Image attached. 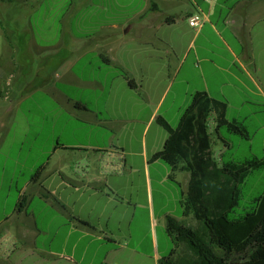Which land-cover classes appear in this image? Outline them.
<instances>
[{
  "label": "crops",
  "instance_id": "1",
  "mask_svg": "<svg viewBox=\"0 0 264 264\" xmlns=\"http://www.w3.org/2000/svg\"><path fill=\"white\" fill-rule=\"evenodd\" d=\"M69 3L64 13L61 0L49 5L45 21L61 29L50 47L30 45L34 6L19 16L18 41L1 25L12 62L9 76L0 72V152L11 134L24 139L17 153L4 149L0 182L12 165L10 192L25 185L0 219V264H160L173 249L167 219H184L191 176L179 171L173 182L153 160L169 138L157 118L177 127L192 98L208 93L250 131L243 158L264 159V0ZM195 13L201 28L189 24ZM37 93L36 122L24 108Z\"/></svg>",
  "mask_w": 264,
  "mask_h": 264
},
{
  "label": "trees",
  "instance_id": "2",
  "mask_svg": "<svg viewBox=\"0 0 264 264\" xmlns=\"http://www.w3.org/2000/svg\"><path fill=\"white\" fill-rule=\"evenodd\" d=\"M227 111L226 102L197 93L177 127L162 116L156 120L169 138L153 160L170 167L173 182L179 171L191 176L181 201L184 219H167L173 249L160 264H264V191L249 200L245 191L248 178L264 171V159L225 160V152L216 157L217 142L230 149L232 135L251 139L247 126L229 119ZM26 207L22 196L16 213L22 214Z\"/></svg>",
  "mask_w": 264,
  "mask_h": 264
},
{
  "label": "rangeland",
  "instance_id": "3",
  "mask_svg": "<svg viewBox=\"0 0 264 264\" xmlns=\"http://www.w3.org/2000/svg\"><path fill=\"white\" fill-rule=\"evenodd\" d=\"M52 1L55 0H15L14 5L2 3L0 0V72L9 74L11 70V59L7 54V38H10L12 42L18 41L19 38V27L21 23L19 22V16L23 13L24 9L28 7L31 9L33 7V11L31 12V21L28 23L30 26V45L34 48H46L50 47L54 44H57L61 40L60 35V26L57 21H45V17L47 16V10L50 8V4ZM62 1V9L64 13L66 10L70 8L69 1L70 0H61ZM25 7H22L23 5ZM1 25H4V30L8 32L6 33L2 30ZM43 54L39 51H36L35 55H33L34 59L32 64L37 67L38 65L42 64V60H40ZM32 59V58H31ZM9 76V75H8ZM1 86V85H0ZM2 88V87H0ZM31 109V112L28 113V110ZM44 110V100L42 98V94L37 93L31 98V102L26 103L24 111L30 117L33 118L36 122L40 120V116H42ZM41 124V123H40ZM39 124L35 123V127H38ZM44 136L42 137L41 143L44 141ZM12 138L14 142L12 141ZM231 140L234 142V149L228 152L225 160L230 159L234 156L235 159H243L245 153H248V145L244 144L245 140L241 139L240 136L232 135ZM24 136L22 134H11L10 138L8 137L9 141L6 143V146L3 147V152H0V163L5 159V152L4 149L8 147L13 148L14 154L18 152L21 148ZM6 141V142H7ZM25 143V151L29 145L28 142ZM242 143V144H241ZM258 144L255 145V152L261 154V149L258 148ZM225 150L224 144L221 142H217L214 147V151L216 154H220L221 151ZM233 155V156H232ZM14 157V155H13ZM2 169L0 164V170ZM12 173V165L9 166L8 174L5 179V182H0V219L6 214L13 210L16 206L19 191L17 190V185H19L20 190L25 185V179H22L20 182L15 183V189L13 192H10V177ZM2 184V185H1ZM246 196L247 200L259 196L264 191V171L255 172L252 174L246 184ZM42 204L38 199L32 205V209H38L39 206Z\"/></svg>",
  "mask_w": 264,
  "mask_h": 264
},
{
  "label": "built area",
  "instance_id": "4",
  "mask_svg": "<svg viewBox=\"0 0 264 264\" xmlns=\"http://www.w3.org/2000/svg\"><path fill=\"white\" fill-rule=\"evenodd\" d=\"M189 24L193 28H201L204 24V17L203 13H195L188 19Z\"/></svg>",
  "mask_w": 264,
  "mask_h": 264
}]
</instances>
